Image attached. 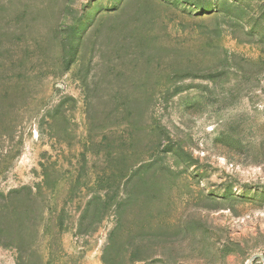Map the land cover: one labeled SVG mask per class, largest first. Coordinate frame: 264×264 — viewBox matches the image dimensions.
Masks as SVG:
<instances>
[{"label": "rangeland", "instance_id": "1", "mask_svg": "<svg viewBox=\"0 0 264 264\" xmlns=\"http://www.w3.org/2000/svg\"><path fill=\"white\" fill-rule=\"evenodd\" d=\"M0 264H264V0H0Z\"/></svg>", "mask_w": 264, "mask_h": 264}, {"label": "water", "instance_id": "2", "mask_svg": "<svg viewBox=\"0 0 264 264\" xmlns=\"http://www.w3.org/2000/svg\"><path fill=\"white\" fill-rule=\"evenodd\" d=\"M261 259H263L262 257H260Z\"/></svg>", "mask_w": 264, "mask_h": 264}]
</instances>
